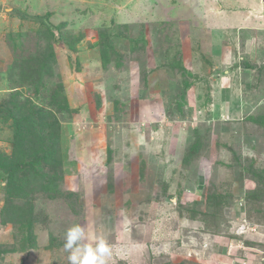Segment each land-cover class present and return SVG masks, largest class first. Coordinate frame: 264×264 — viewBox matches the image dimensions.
<instances>
[{
    "label": "rangeland",
    "instance_id": "374dc122",
    "mask_svg": "<svg viewBox=\"0 0 264 264\" xmlns=\"http://www.w3.org/2000/svg\"><path fill=\"white\" fill-rule=\"evenodd\" d=\"M240 68L264 87V0H0V264H69L80 224L107 264H264V108L225 118Z\"/></svg>",
    "mask_w": 264,
    "mask_h": 264
},
{
    "label": "crops",
    "instance_id": "0c3cea01",
    "mask_svg": "<svg viewBox=\"0 0 264 264\" xmlns=\"http://www.w3.org/2000/svg\"><path fill=\"white\" fill-rule=\"evenodd\" d=\"M221 16V17H220ZM214 19H215V23H220L221 24V26H219V25H217V26H215V25H212L214 28H220V31H218L219 33H220V35L223 37V38H225V37H229V38H231L232 37V35L233 34H235L236 35V31L238 30V29H240L241 28V26H239L238 25V23L235 21V20H233L234 18L233 17H227V16H225L224 17V15H220V14H215V17H214ZM229 21V23H231V22H236V23H234L235 25H233V26H227V25H225L226 24V21ZM229 25H231V24H229ZM210 30L211 31V34H210V32L208 31V30ZM207 32H209V34L207 33V35L209 36V40H211L212 39V41H214V37L215 36H213V31H215V29H209L208 27H207ZM199 35H201V34H203L202 33V31L201 32H199L198 33ZM198 34H197V36H198ZM228 38V39H229ZM185 40V38L183 39V41ZM227 41V40H226ZM215 42V41H214ZM190 46L191 47H194L193 46V44H190ZM258 48L260 49L261 48V45L259 46L258 45ZM225 49H226V47H225ZM229 50H231V49H229ZM182 51V50H181ZM229 56V55H228ZM205 64V63H204ZM229 61L228 62H226V63H223V62H221V64H219L218 66H215L213 69H226V71H225V74H227L226 76H224V79H217V78H213V72L212 73H210L211 74V79L212 80H216V81H213V84H215V83H221V89L222 88H224V87H226L227 85L225 84V82L226 81H233L234 79H233V77L234 78H236L237 76H238V74H232V72L230 71V69L228 68L229 67ZM196 66H197V64H196ZM200 66H202V69L204 68L203 67V64H201ZM130 68V67H129ZM199 68V64H198V66H197V69ZM136 69V68H135ZM135 69H133L134 70V72H136L135 71ZM196 69V70H197ZM242 71H243V77H244V82H246V85H244V86H246L245 88H244V90L243 91H240L239 93H237V95H235L234 97H230V93L228 94V95H224L226 98H229V99H226V102L225 103H227V105H226V116H225V118L226 119H229V120H243V119H245L244 118V116L245 115H252V116H261V114L259 113V110L260 109H262V108H264V95H262V97L260 98V99H258V100H256V101H253V103H251L252 104V106H250L251 104H249V106H250V108H248L247 106H248V103H247V100H248V97H247V93H245V92H248V90L251 92V96L252 97H254L255 98V96H253V94H256L257 93V91L258 92H260V91H263L264 89V87H262V88H260L259 90H257L256 91V89H253L252 88V86H251V84H250V82L252 81V78H254V77H252V71L251 70H248V69H242V68H240ZM196 70H194L193 69V71H196ZM211 70V69H210ZM135 73H133V75H134ZM240 75V74H239ZM251 77V78H250ZM256 77V76H255ZM134 79H136V78H134ZM138 79V78H137ZM233 79V80H232ZM139 80V79H138ZM235 83H237V82H235ZM240 84V83H239ZM238 84V85H239ZM237 85V86H238ZM241 85H242V83H241ZM248 85V86H247ZM250 86V87H249ZM212 89L214 90V87H212ZM226 90H224V92H225ZM210 93H211V91H210ZM210 93L208 92L207 93V96H206V99H207V97L208 98H210ZM213 93L214 92H212V98H213ZM208 94H209V96H208ZM215 94H216V88H215ZM216 98V97H215ZM253 99V98H252ZM215 100L216 99H214L213 100V102H212V104H210V102H209V107H208V110L206 111V113L208 114L207 116L209 117V114L211 115L210 117H212V118H219L220 116H222L221 115V113L219 112V109H218V105H216V103L219 101V99L215 102ZM249 102V101H248ZM202 104V103H201ZM203 104H205V103H203ZM203 104H202V107H201V105H200V108H202L201 110H203L204 109V107H203ZM207 104V103H206ZM206 107V106H205ZM246 109H249L247 112V114L246 113H244L245 112V110ZM145 115V114H144Z\"/></svg>",
    "mask_w": 264,
    "mask_h": 264
},
{
    "label": "clouds",
    "instance_id": "9594fccd",
    "mask_svg": "<svg viewBox=\"0 0 264 264\" xmlns=\"http://www.w3.org/2000/svg\"><path fill=\"white\" fill-rule=\"evenodd\" d=\"M64 249L69 252V264H107L112 254L103 238H99L95 246L89 243L86 226L81 224L67 230Z\"/></svg>",
    "mask_w": 264,
    "mask_h": 264
},
{
    "label": "trees",
    "instance_id": "16d2710c",
    "mask_svg": "<svg viewBox=\"0 0 264 264\" xmlns=\"http://www.w3.org/2000/svg\"><path fill=\"white\" fill-rule=\"evenodd\" d=\"M254 65V64H253ZM254 67H257L256 65H254ZM261 68V67H260Z\"/></svg>",
    "mask_w": 264,
    "mask_h": 264
}]
</instances>
